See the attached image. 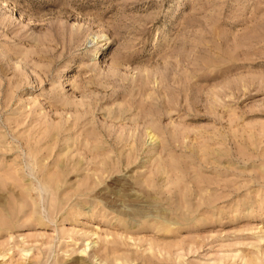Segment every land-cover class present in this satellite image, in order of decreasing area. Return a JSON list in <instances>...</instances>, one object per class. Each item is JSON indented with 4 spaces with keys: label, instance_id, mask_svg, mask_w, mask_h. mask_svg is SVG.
<instances>
[{
    "label": "rangeland",
    "instance_id": "1",
    "mask_svg": "<svg viewBox=\"0 0 264 264\" xmlns=\"http://www.w3.org/2000/svg\"><path fill=\"white\" fill-rule=\"evenodd\" d=\"M0 264H264V0H0Z\"/></svg>",
    "mask_w": 264,
    "mask_h": 264
}]
</instances>
